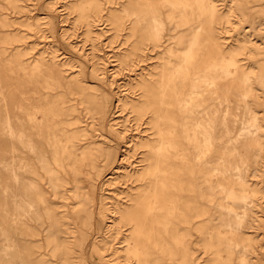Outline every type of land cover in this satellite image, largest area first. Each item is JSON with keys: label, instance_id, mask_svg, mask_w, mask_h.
I'll list each match as a JSON object with an SVG mask.
<instances>
[{"label": "bare ground", "instance_id": "obj_1", "mask_svg": "<svg viewBox=\"0 0 264 264\" xmlns=\"http://www.w3.org/2000/svg\"><path fill=\"white\" fill-rule=\"evenodd\" d=\"M58 3L0 0V262L90 264V238L97 264H264V0H64L68 54L37 12ZM107 87L152 129L141 168L104 143ZM104 167L143 182L96 202Z\"/></svg>", "mask_w": 264, "mask_h": 264}, {"label": "rangeland", "instance_id": "obj_2", "mask_svg": "<svg viewBox=\"0 0 264 264\" xmlns=\"http://www.w3.org/2000/svg\"><path fill=\"white\" fill-rule=\"evenodd\" d=\"M63 1L64 0H60V3L57 4L59 8H56V9L53 8V9H48L44 11L38 8L39 10L37 12H42L43 14H46L47 18H49V20L52 21L54 31L56 32L52 41L55 44V46L58 48L59 50L58 52H63V53L68 54L67 45L65 41L59 36L61 32L60 30H63L67 33L66 34L68 35L67 40H72L74 42L82 43L81 41L83 39L84 27H82L81 22L75 20L76 16L74 12H70L66 8L62 9L61 11H57L61 9V6H63L62 5ZM39 40L40 39H38V41ZM42 42L39 43L40 44L39 46L42 45ZM103 42L104 41H102V43ZM115 43L116 42L103 43L98 46V49L96 51L97 52L96 54L99 55L100 62L102 64H104V59H106L105 64L107 68H111L112 65H114L117 62L116 59L112 57L113 51L116 49V47H114L113 49L112 45L114 46ZM86 47L88 48L89 46L86 45ZM116 52H118V50H116ZM156 60L157 59L155 58L146 60L143 62V64H145L144 66L146 68L148 67L152 68L151 66H154L156 64ZM130 73L132 72L123 70L122 73L117 76L118 82L120 83L126 82L129 78H131V77H128L130 76ZM99 88L101 89L102 87L100 86ZM116 90L117 89H111L107 87L108 100H107L106 116H107V119H110L111 113H113L114 111H116V114H119L118 116L114 117V121L118 123L117 124V126L119 127L118 129L121 130L125 136L122 138L121 137L122 135L115 134V132L109 130L106 124V127H104L103 129L104 143L111 146V148L114 150L115 152L114 162H116L121 157H125V158L127 157V161L131 162L132 165H135V166L138 165L136 167L141 168L140 164L138 163L141 162V158L143 155V152H142L143 147L135 146L134 143L137 142L140 138H144V139L147 138V136L152 132V129L149 128L147 119L135 120L132 113L128 112L126 109L118 111L119 108L115 107V104H116L115 91ZM131 94L133 95V93ZM110 172H112V170H110L109 167H104L101 173L102 176L96 181V191H95L96 202H97V199L99 200V196L103 192L105 193L104 195H106V197L108 196V198L106 199V201L108 202V205L112 204L113 202H117L119 200L126 201L125 198H127V194H130V193L134 194L136 192L137 187L140 186L141 183L143 182V180H135V178L126 179L122 176H117V173H114L112 175L113 179L107 182V184L105 183L106 185H102L103 180L107 177V175ZM96 216L97 214L95 212L93 223H92V226H90V228L83 227L85 228L86 231L93 232V230L98 229L100 220H98V217ZM110 216H111V219L114 217L111 213H110ZM111 219H109L110 222H111ZM121 230L123 233H126V231H124L125 227H122ZM192 231L194 234V240H196L197 234L195 230H192ZM71 240L72 242L77 244L76 239L72 238ZM89 243H90V238L85 242V244H83L81 256L83 258L86 257L88 261H91L90 264H97L98 263L97 261L98 253L94 252L93 253L94 255H91L92 253H91V250L89 249ZM192 246L196 252L199 251L197 245L193 244ZM39 250L43 251L46 249L40 248ZM105 254H108V252H105ZM109 256L110 255L106 257H109ZM0 264L2 263L0 262ZM80 264H88V263L87 261H85ZM200 264H206V263L202 262Z\"/></svg>", "mask_w": 264, "mask_h": 264}]
</instances>
